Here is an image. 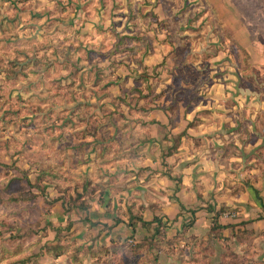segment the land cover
Segmentation results:
<instances>
[{
	"label": "rangeland",
	"instance_id": "rangeland-1",
	"mask_svg": "<svg viewBox=\"0 0 264 264\" xmlns=\"http://www.w3.org/2000/svg\"><path fill=\"white\" fill-rule=\"evenodd\" d=\"M230 1L231 11L213 7L214 0H0L1 199L6 192L0 199V264H190L194 241L161 253L110 250L111 244L126 239L129 247L146 234L140 224L135 231L114 224L126 222L128 204L135 203L142 216L148 217L150 209L165 214L168 237L183 220L189 222L186 209L192 207L181 198L171 203L182 216L166 215L170 201L156 199L160 189L141 190L158 173L146 179L135 167L141 159L119 171L112 165L120 152L106 154L104 146L112 143V133L116 146L120 134H131V126L141 120L134 116L144 118L161 103L176 128L185 111L203 103L223 106L226 115L236 112L227 129L250 125L256 111L257 138L264 140V104L263 111L259 108L264 101V0ZM230 14L243 25L225 23L223 17ZM222 95L231 101L221 105ZM209 97L217 101L212 104ZM233 98L242 100L240 109ZM138 127L128 137L130 144L141 140ZM235 141L248 145L250 138L232 131L223 143L229 148ZM208 143L199 138L189 150ZM88 175L83 190L78 181ZM14 179L16 186L5 190ZM22 189L38 197L31 202L24 195L16 202ZM229 213L222 215L229 222L224 223L234 224L232 209ZM211 215L205 209L193 218L199 227L186 236L206 238ZM29 229L32 235L16 238L19 231L30 234ZM232 232L234 227L223 235ZM236 237L229 241L233 250L243 242L239 256L244 264H254V243L249 244V236ZM213 243L217 261L221 247ZM55 244L66 247L59 257L48 251ZM98 248L105 251L91 257Z\"/></svg>",
	"mask_w": 264,
	"mask_h": 264
},
{
	"label": "crops",
	"instance_id": "crops-1",
	"mask_svg": "<svg viewBox=\"0 0 264 264\" xmlns=\"http://www.w3.org/2000/svg\"><path fill=\"white\" fill-rule=\"evenodd\" d=\"M230 2V0H214L212 5L215 8L230 10L231 7L227 6ZM223 21L233 25H243L241 18L235 14L234 16L230 14L227 18L223 17ZM260 37L257 35L256 38L259 39ZM173 85L175 84L172 83V87ZM211 87L214 88L215 86L212 85ZM235 87L237 92L241 90L237 83ZM209 99L214 100H211L212 104L217 101L213 97H209ZM230 99L222 95L218 101L220 100L219 103L223 105L227 100L231 101ZM233 99L240 109L242 100L239 98ZM263 104L264 101L259 103V108L262 111L263 108L260 105ZM252 105H255V103ZM154 107L156 108L149 110L151 111L149 117L146 115L144 118L141 115L134 116L136 119L141 120H137L138 124L131 126L129 136L132 135V130L136 131L134 127L139 129L138 126H140L141 140L134 139L135 143L125 146H121L116 141L117 144L114 146L112 135L115 134H110L112 143L104 146V152L110 154V151L116 150L121 154L117 161H113L115 163L112 167L115 165V168L118 167L119 171L124 169L125 166L131 169L135 159H141V166L139 163L135 167L139 169V173H144L146 179L148 174L157 172V178L156 176L151 177L150 180L142 184L143 186L141 185V190L146 186H152L155 190L159 188L157 195L160 194V196H157L156 199L170 201L167 205L168 210L167 208L164 210L168 216L173 212L178 213L174 211L175 207L171 202H180L181 198L192 207L186 210L193 218H198L204 214L207 206L214 207V209L220 206L231 208L234 215V224L228 225L234 227L235 234L244 230L249 232L251 239L249 244L254 243L253 255H251L252 262L254 264H264V140L259 139L261 138V132L257 130L256 123L253 121L257 117L256 111L250 117V125L242 128L240 124H237L235 128L229 126L227 129L226 121L231 117L235 119L237 117L236 112H228L229 114L226 115L227 109L223 106H219V109H213L210 106L208 108L203 103L200 108L197 107V110L187 113L185 111L181 115V124L178 123L179 127L181 125V129H179L178 125L177 128L175 127V118L166 111L167 107L164 106V103ZM176 119H179V117ZM193 120H197L195 124L190 123V125H187L189 121ZM262 130L264 131V129ZM162 131H164V134H162ZM232 131L239 137H249L250 143L246 145L244 142L235 141L230 145L233 146L232 148L230 146L229 148L226 147L227 145L224 146V140ZM146 132L148 133L146 134ZM144 135L146 139H143ZM215 136L218 139H213L214 142H212L211 140ZM174 138H180L181 143L178 144L177 141L172 144ZM199 138L209 141L211 145L208 143L207 147L204 148L203 146L201 150L199 148L189 150L190 144H197ZM94 160L96 161V159ZM109 169L113 170L112 168ZM177 172L179 173L177 174ZM142 181H144L143 178ZM159 185H163V188ZM198 186H201L200 190H197ZM161 191L164 192L165 196H161ZM197 202L201 203L199 207H197ZM153 215L164 216L165 214H159L154 209L153 211L150 209L149 216H143V218L151 220ZM164 217L167 218V216ZM223 219H226V217H221L224 223L226 220ZM226 223L229 222L226 221ZM197 227L199 226L193 224V227H190L189 230L194 231ZM194 235L198 236L196 233ZM243 245H245L243 242H240L239 246L237 243L235 244V252L239 255L242 253L240 247Z\"/></svg>",
	"mask_w": 264,
	"mask_h": 264
},
{
	"label": "trees",
	"instance_id": "trees-1",
	"mask_svg": "<svg viewBox=\"0 0 264 264\" xmlns=\"http://www.w3.org/2000/svg\"><path fill=\"white\" fill-rule=\"evenodd\" d=\"M1 59V57H0ZM14 73V70H13ZM15 75V74H14ZM90 133V134H89ZM87 134L89 135H94L93 132H88ZM121 137L118 141V144L121 146L129 145L130 143L128 142V137L129 134L122 133L120 134ZM44 172H42V175L44 177ZM90 178L89 176H82L81 179H79L78 183H80L83 186V190H86L88 186ZM18 183V179H14L12 182L10 181L8 185L5 188V190L8 188H11L13 183ZM27 185H31L28 180H26ZM20 183V180H19ZM16 186V185H13ZM35 188V186H33ZM16 198V202H22L23 196H28V199H31L29 201L33 202L34 199L38 197L37 194H30L29 191L27 190H21V192ZM4 194V195H3ZM6 195V192H2V199L0 195L1 202L4 200ZM207 212L212 213V215L209 217V231H208V236L204 239H197L195 236H186L187 231L192 227L194 223V219L191 215V219L189 222L187 221H182L181 227L179 230L175 231L174 234L170 237H168L167 233V222L162 220V216L158 215H153L151 220H145L141 214L140 209L136 206L135 203H130L126 206V216L127 220L124 222L123 220H114V224L118 223H124L125 226L131 228L132 231H135L139 225L140 230L143 229L146 234L139 240L132 241L133 243L127 247V240L125 239L123 242H116L114 244H111L110 250L113 251L115 254L116 252L120 250H125V248L128 249H133V253H137L138 250H141V253L143 251H150L156 250L157 253H161L162 250L166 249H175L179 244L183 243V246H189L192 241L195 243H192V258L190 259V264H244L243 260L239 256L238 253L233 250L234 247L231 246V243L229 241H232L231 239H234L236 237V234L232 232L230 237H225L223 235V231L226 230L227 228H232L228 224H224L223 221L221 220V217L224 213H227L229 215V211H231V208L227 207H221L219 209H214V207L207 206L206 208ZM193 214V212H191ZM232 214V213H231ZM182 216V213H177L175 215V219L177 220ZM18 230V229H17ZM30 234H25L22 236L21 231H19L16 234V238L23 239V237H28L32 235V230L29 229ZM149 233V234H147ZM239 236H243L244 239H247L249 236V232L244 230L240 233ZM239 236L236 238L239 239ZM13 239V237H11ZM213 242L219 243L221 247V252L218 255V260L213 261V258L216 254V249L215 245ZM64 246H60L59 244H55L54 246H51L48 248V251H54L55 256L59 257L65 252ZM99 250H92L93 254L91 257L95 256L96 254H100L101 251H105L102 248H98ZM140 253V252H139ZM74 255L73 257H75ZM77 261L75 260L74 262L80 263V259ZM115 259V257L113 258ZM156 257L153 259V263H155Z\"/></svg>",
	"mask_w": 264,
	"mask_h": 264
}]
</instances>
